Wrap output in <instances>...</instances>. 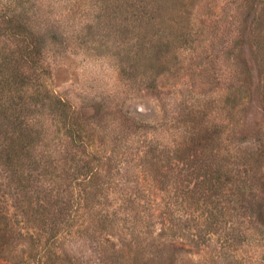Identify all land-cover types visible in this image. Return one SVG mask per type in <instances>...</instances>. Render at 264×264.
Masks as SVG:
<instances>
[{
    "label": "trees",
    "instance_id": "obj_1",
    "mask_svg": "<svg viewBox=\"0 0 264 264\" xmlns=\"http://www.w3.org/2000/svg\"><path fill=\"white\" fill-rule=\"evenodd\" d=\"M19 8L0 12V37L9 42L7 48H0V264L23 260L76 264L62 240L73 228L82 233L84 224L97 234L89 238L96 243L98 264H200L189 256L198 254L212 236H222L225 243L238 242L241 232L235 225L247 213L252 163L257 165V159L231 160L217 142L219 135L184 123L179 136L167 140L160 150L151 144L120 145L106 156L99 155L79 121L77 107L45 88L42 77L47 68L42 64L41 41L27 30ZM94 11L108 34H119V74L127 83L152 86L156 78L177 66L174 59L179 48L193 39L186 0H101ZM45 108L60 117L63 136L82 154L72 167L58 168L45 149L37 153L42 129L35 121ZM187 118L192 119L180 122L193 123L197 116ZM117 156L115 175L119 178L110 173L108 180L99 182L104 178L101 169H113ZM71 174L79 188L67 194L60 180ZM47 175L48 183L56 187L40 183ZM156 176L159 180L167 177V201L157 214L154 203L139 207L140 198L133 192H122L119 205L112 210L98 209L101 198L107 197L108 187L103 183L115 179L114 185H137L138 180ZM253 213L263 221L259 206ZM156 218L160 219L158 230L151 227ZM116 225L126 240L110 239L116 235L112 232Z\"/></svg>",
    "mask_w": 264,
    "mask_h": 264
},
{
    "label": "rangeland",
    "instance_id": "obj_2",
    "mask_svg": "<svg viewBox=\"0 0 264 264\" xmlns=\"http://www.w3.org/2000/svg\"><path fill=\"white\" fill-rule=\"evenodd\" d=\"M24 1L0 0V12L21 6L18 16L41 41L42 64L47 68L42 77L45 88L77 107L79 121L99 155L106 156L120 145L151 144L160 150L188 124L211 136L219 135L217 142L231 160L257 159V165L252 163L253 196L248 197L252 202L248 201L247 213L235 225L241 232L239 241L225 243L216 234L189 258L200 264H264V219L259 221L253 213L259 206L264 217V0H186L193 39L179 48L174 59L177 66L150 87L127 83L119 74L121 39L118 32L108 34L103 19L97 17L94 8L101 0ZM8 46L0 37V48ZM194 113L196 121L187 122ZM183 119L187 121L180 122ZM60 120L46 108L37 114L35 125L42 129L37 153L41 155L45 149L58 168L72 167L82 154L63 136ZM43 155L47 157L44 151ZM119 158L114 157L110 171L101 169L104 178L99 182L108 180L110 173L119 178L115 175ZM63 177L67 179L60 181L67 194L79 188L75 175ZM48 179L49 175L44 176L40 183L56 187ZM148 179L138 180L137 185H114L115 179L103 183L108 187L104 191L107 197L101 198L98 209L112 210L119 205L122 192H133L140 198L139 207L154 203L157 214L167 201V177ZM159 222V218L153 219L151 227L158 230ZM118 226L112 228L116 235L110 239L114 242L127 239L121 237ZM91 228L84 224L82 233L73 228L62 240L76 264H98L96 243L89 238L97 234H92ZM23 261L19 264H32Z\"/></svg>",
    "mask_w": 264,
    "mask_h": 264
}]
</instances>
